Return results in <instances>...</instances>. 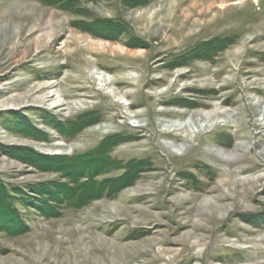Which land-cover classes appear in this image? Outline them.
Segmentation results:
<instances>
[{
	"label": "rangeland",
	"instance_id": "obj_1",
	"mask_svg": "<svg viewBox=\"0 0 264 264\" xmlns=\"http://www.w3.org/2000/svg\"><path fill=\"white\" fill-rule=\"evenodd\" d=\"M76 1L0 0V264H264V0ZM121 136L110 158L151 167L60 199L87 183L62 159Z\"/></svg>",
	"mask_w": 264,
	"mask_h": 264
},
{
	"label": "trees",
	"instance_id": "obj_2",
	"mask_svg": "<svg viewBox=\"0 0 264 264\" xmlns=\"http://www.w3.org/2000/svg\"><path fill=\"white\" fill-rule=\"evenodd\" d=\"M42 3L48 6H56L61 9L70 12H78L81 11L80 8H77V1L76 0H40ZM99 22V23H97ZM96 25H100L101 28H104L109 31H118L120 29L119 36L123 34L124 31H127L125 26L119 23H115L111 20H96ZM118 39V38H117ZM129 42H141V38H130ZM127 42V43H129ZM229 43H232V38H215L209 41H206L199 46L195 47L191 53L187 56H183L177 60V62L181 61L182 64H186L187 60L192 59H204L210 60L213 59L218 53L224 51ZM98 116L96 114H90L89 116L85 115L82 118H79L78 122L74 125L76 129L79 127L84 128L86 125H90V123L96 121ZM74 135V133H73ZM127 138L125 137H110L103 141L95 150L92 152L79 156L77 158H65L62 164H64L63 171H65L66 175L71 179L70 174L72 171H82L87 176H83L87 178V183H79V178H72L73 182H77L78 188H75V192L67 198L68 195V188L65 189V196H61L60 199L65 198L63 200L68 201V204L73 208H82L90 204L93 200H95L96 196L90 193L83 194V188L89 189L91 185H96L98 189L105 188V194L108 195L112 193V191H116L122 188L124 185L133 182L137 179L142 173H145L149 167H151L146 162H134L131 161L127 164H123L122 162H116L112 160L109 156L110 152L119 144L126 141ZM99 169H98V168ZM114 167L123 168L125 173L123 176L117 179H106L104 181L95 180L97 177L96 171L98 173L101 171H110ZM75 168V170H71ZM67 169V170H66ZM71 170V171H70ZM104 171V172H105ZM90 177V178H89ZM66 185V184H65ZM62 188L64 185H60ZM60 187L58 191L61 192L62 188ZM80 191V193L76 192ZM81 194V196H80ZM83 194V195H82Z\"/></svg>",
	"mask_w": 264,
	"mask_h": 264
},
{
	"label": "bare ground",
	"instance_id": "obj_3",
	"mask_svg": "<svg viewBox=\"0 0 264 264\" xmlns=\"http://www.w3.org/2000/svg\"><path fill=\"white\" fill-rule=\"evenodd\" d=\"M213 116H218V113L217 114H214ZM209 117V116H208ZM193 120V119H192ZM187 126V125H186ZM185 126V127H186ZM180 129H182V128H180ZM251 171V169L250 168H245V169H243L242 171H241V174L242 175H246V174H248L249 172ZM259 179H261V178H257V180H259Z\"/></svg>",
	"mask_w": 264,
	"mask_h": 264
}]
</instances>
